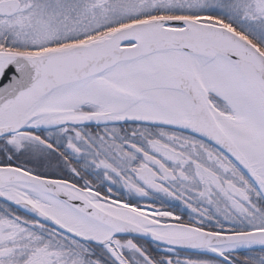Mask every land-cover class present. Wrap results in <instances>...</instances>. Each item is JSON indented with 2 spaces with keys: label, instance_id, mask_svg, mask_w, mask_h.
I'll return each mask as SVG.
<instances>
[{
  "label": "snow or ice",
  "instance_id": "6c2138e0",
  "mask_svg": "<svg viewBox=\"0 0 264 264\" xmlns=\"http://www.w3.org/2000/svg\"><path fill=\"white\" fill-rule=\"evenodd\" d=\"M0 264H264V0H0Z\"/></svg>",
  "mask_w": 264,
  "mask_h": 264
},
{
  "label": "flooded vegetation",
  "instance_id": "af4514ba",
  "mask_svg": "<svg viewBox=\"0 0 264 264\" xmlns=\"http://www.w3.org/2000/svg\"><path fill=\"white\" fill-rule=\"evenodd\" d=\"M153 247H154V245H153Z\"/></svg>",
  "mask_w": 264,
  "mask_h": 264
}]
</instances>
